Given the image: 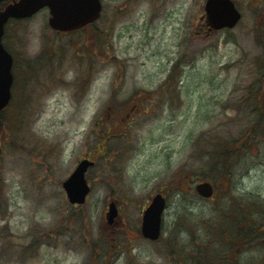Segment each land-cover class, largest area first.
Listing matches in <instances>:
<instances>
[{
    "label": "rangeland",
    "instance_id": "obj_1",
    "mask_svg": "<svg viewBox=\"0 0 264 264\" xmlns=\"http://www.w3.org/2000/svg\"><path fill=\"white\" fill-rule=\"evenodd\" d=\"M101 1L82 29L56 32L47 7L8 23L17 84L0 117V264H264L262 46L245 20L197 37L206 0ZM105 123L114 135L99 148ZM246 138L218 182L205 151ZM86 156L91 189L71 204L62 182ZM202 180L210 199L194 190ZM158 192L168 205L151 240L140 225Z\"/></svg>",
    "mask_w": 264,
    "mask_h": 264
},
{
    "label": "water",
    "instance_id": "obj_2",
    "mask_svg": "<svg viewBox=\"0 0 264 264\" xmlns=\"http://www.w3.org/2000/svg\"><path fill=\"white\" fill-rule=\"evenodd\" d=\"M43 7L49 9L48 23L53 29L71 31L97 20L101 15L102 2L101 0H13L0 10V112L10 100L13 80L12 55L2 43L5 23L11 17L32 16ZM205 10L210 29L232 27L241 16L231 0H207ZM94 164V160L84 157L79 160L72 173L63 181L62 185L70 203L85 202L90 191L85 174L88 168ZM195 188L205 197L212 196L214 192L213 184L207 180L197 183ZM166 204V198L161 192L151 198L142 214L141 231L144 237L154 240L160 236ZM117 213L116 203L110 202L107 211L109 223L113 221Z\"/></svg>",
    "mask_w": 264,
    "mask_h": 264
},
{
    "label": "flooded vegetation",
    "instance_id": "obj_3",
    "mask_svg": "<svg viewBox=\"0 0 264 264\" xmlns=\"http://www.w3.org/2000/svg\"><path fill=\"white\" fill-rule=\"evenodd\" d=\"M13 0H0V10L5 7L9 2ZM235 6V8L239 11L240 13V19L238 23L236 24L239 25L243 20H245V26L249 30L250 33H253V38L254 41L257 45L262 46L263 51H264V36H263V31H264V0H231ZM205 13V10H204ZM15 21L18 19H10L6 24L4 28V33L2 36V43L4 47L7 49V51L12 55V67H11V72L13 75V80L11 84V97L9 101V107L11 104L14 102L15 99V86L17 84V54L15 50H13L12 43L8 42V40L12 37L13 32L8 29V23L10 21ZM200 25L198 26V29L196 31L197 37L202 35H210L214 34L216 32L215 28L210 29V26L208 25V22L206 21V15L202 17V20L200 21ZM235 26V27H236ZM222 29H227V28H222ZM12 32V33H11ZM263 59H264V52H263ZM7 106V107H8Z\"/></svg>",
    "mask_w": 264,
    "mask_h": 264
},
{
    "label": "trees",
    "instance_id": "obj_4",
    "mask_svg": "<svg viewBox=\"0 0 264 264\" xmlns=\"http://www.w3.org/2000/svg\"><path fill=\"white\" fill-rule=\"evenodd\" d=\"M93 23L89 24L88 26H91ZM87 27V26H86ZM100 34V33H99ZM98 34V36H99ZM212 35V34H210ZM97 36V37H98ZM205 37H207L208 35H204ZM179 62H176L175 64H173L172 69L170 70L169 74H168V79L169 78H173L174 75L178 74V70H179ZM258 106V104H257ZM264 108V107H263ZM6 109V108H5ZM5 109H3L0 113V117L1 115L3 116ZM264 110L261 111V114H263ZM108 123H105V125L103 127L99 128V141L97 142V147H101L103 146V142L108 143V140L114 135L111 134V132L108 130L107 127ZM260 122H256V126H259ZM254 128V127H252ZM249 138L252 139V136L249 134ZM241 141L238 146L235 148L233 146H231L230 144H223V141H219L216 144H219V148L215 147V148H211V149H207L205 151V155L207 157L208 163L211 164V168H219V173L216 174V178L218 175V182L221 181L222 178H229V173H231V168H229L228 165V161L230 162L232 159H234L235 157V153L237 152V150L243 147H247L249 148L250 144L247 142V139ZM221 145V146H220ZM104 154V151L101 152V155ZM205 174V173H203ZM250 227H253L252 225H250Z\"/></svg>",
    "mask_w": 264,
    "mask_h": 264
}]
</instances>
